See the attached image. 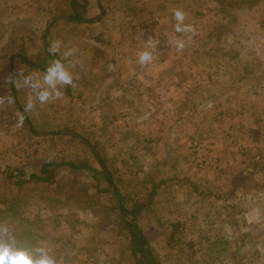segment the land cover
<instances>
[{
	"label": "rangeland",
	"instance_id": "374dc122",
	"mask_svg": "<svg viewBox=\"0 0 264 264\" xmlns=\"http://www.w3.org/2000/svg\"><path fill=\"white\" fill-rule=\"evenodd\" d=\"M88 1L85 18L72 21L69 0H0V221L12 223L25 245L46 241L66 264H132L119 229L122 212L111 207L119 196L101 175L102 159L128 207L145 204L135 227L154 264H247L240 241L246 248L264 244V0ZM128 7L131 19L148 24L134 32L140 47L149 37L158 41L153 62L144 65L148 83L127 86L129 98L140 95L135 111L142 123L132 117L133 127L112 124L123 119L126 101L102 91L86 52L113 36L115 24L129 23L120 21ZM151 7L170 13L161 17ZM175 9L187 13L195 36L174 32ZM177 36L186 44L179 53L169 43ZM56 40L76 50L74 85L60 99L34 101L17 127L20 108L33 99L18 74L42 76L58 58L48 53ZM93 98L119 109L96 112ZM52 161L88 168L62 170L57 193L54 184L30 181ZM15 170L23 172L25 190L16 186ZM173 220L184 221L185 231L170 245Z\"/></svg>",
	"mask_w": 264,
	"mask_h": 264
},
{
	"label": "clouds",
	"instance_id": "9594fccd",
	"mask_svg": "<svg viewBox=\"0 0 264 264\" xmlns=\"http://www.w3.org/2000/svg\"><path fill=\"white\" fill-rule=\"evenodd\" d=\"M175 20V33H189L195 36L197 28L191 23H186L187 13L182 9L173 11ZM191 38V36L189 37ZM173 44L177 52H182L185 47V41L179 36L174 37L169 42ZM146 49L138 53V63L140 65L151 64L154 60L153 53L156 51L158 41L151 37L146 41ZM48 53L53 57L44 70L42 76L33 74L19 73L18 76L24 87L30 88L33 99L25 105L24 111H31L35 102L41 105L50 101L60 99L63 96V89L74 85L73 72L70 70L76 66L73 59L76 50L73 48H64L63 41H53ZM10 83H15L9 80ZM19 86V85H18ZM7 102L15 103L13 97L9 96ZM3 103V100H0ZM24 115L21 113L17 118V127L23 126ZM0 264H66L63 257L57 256L46 241H38L31 245H25L17 236L15 227L7 221H0Z\"/></svg>",
	"mask_w": 264,
	"mask_h": 264
},
{
	"label": "trees",
	"instance_id": "16d2710c",
	"mask_svg": "<svg viewBox=\"0 0 264 264\" xmlns=\"http://www.w3.org/2000/svg\"><path fill=\"white\" fill-rule=\"evenodd\" d=\"M129 8L130 7H128L127 10L123 11L120 21H124L122 19L123 17L129 22L127 24H146V23H143V21L140 20L138 16H135L136 18L135 20L131 19L132 17H130L129 14L130 15L132 14L130 13ZM134 9H137V7ZM140 9H142V11L146 10V8L144 9L140 8ZM69 10H70V15H69L70 19L72 21H80L83 18H85V16L89 12V1L88 0H69ZM150 10H151V13H154L156 10L157 11L159 10L160 12H158V16H161V17H163L164 12L165 14L170 13L167 7H160V8L151 7ZM20 111L24 113V110L22 108H20ZM101 162H102L101 164L103 165L102 167L103 172H101V175L104 177V180L106 182L107 188L109 189V192H111V188L112 186H114L113 180L110 178V174L106 172L107 168L102 159H101ZM77 163L78 162H69V161L46 162L42 165L40 169V173L38 175L37 174L30 175V181L34 182L35 184H40L45 189L51 187L54 184L58 186L56 191L57 193H59L62 190V188L59 186L61 183L64 182V179L58 178L62 170H64L65 172V169L73 171V170H80V169L88 168V165L86 162H81L80 164H77ZM22 173H23L22 171L15 170V174L18 175L16 177L15 184L20 190H23V189L25 190L26 182L25 180L20 178ZM68 184L71 185L70 182ZM73 190H69V192H72ZM115 191H116V195L119 196L121 208L117 205V203L113 199H112L111 207L115 208L116 210L123 211L126 215H128V217H130L131 219L134 220V222L137 223L141 215L142 208H144L145 204L144 203L136 204L131 209L128 207L127 202L123 198H121L119 190L116 188ZM79 195L81 194H77L75 195V197H78ZM119 218H120L119 229L121 230V233L124 234L125 238L129 241L128 251L130 254V259H131L132 264H151L149 260L144 256V254L152 256V258L154 259V262L156 263L157 262L156 258L153 252L151 251L149 243L144 237L141 229L139 227L137 228L138 234L136 236V243L134 246L133 238H134V233H135V225L129 222L127 219H125L123 214L119 215ZM184 223H185L184 221L182 222L179 220H173L169 224L170 232L167 235L166 239L170 245L180 244L182 242V235H183V232L185 231ZM262 234H263L262 231H258L259 236H261ZM241 243H242L240 245L242 248L240 249L241 261H245V263L247 264L251 263V261H255L257 264H264L263 240L258 242V243H261L260 246L254 245L250 242V246L247 248H246V242L241 240ZM240 246H237V247H240ZM255 246L258 247L260 250L255 249ZM252 248H254L252 252L247 251V249L250 250ZM225 251L226 250H222L221 252L223 253Z\"/></svg>",
	"mask_w": 264,
	"mask_h": 264
},
{
	"label": "crops",
	"instance_id": "0c3cea01",
	"mask_svg": "<svg viewBox=\"0 0 264 264\" xmlns=\"http://www.w3.org/2000/svg\"><path fill=\"white\" fill-rule=\"evenodd\" d=\"M106 25V27L109 28V25L111 24ZM115 25L116 26L113 27V29L115 30L113 31V36L109 35L110 38H106V41L103 43V45L98 43L100 48H96L93 46L91 51L88 50L86 52L91 55L90 61H93V64L90 62L91 77L98 80L97 83L99 86H104L102 91L118 94V96L120 95L122 97V101H126L124 102V105L128 108H125L124 110H127V112L132 111L133 113L137 112L138 114L131 115L130 113L129 115L123 110V119H119L117 116L116 121L112 122V124L116 125L117 123H123L126 126L129 125L130 127H133L135 126V123H133L132 125V123L130 122L132 117L136 118V120L139 121L138 123H142V118L139 117L140 111H135L140 109V107L138 106V104L140 103V95L138 92H134V96L129 98L127 86L131 84V82L132 85H137L139 83H148L146 78V67L144 68L143 65L141 68L140 64L136 63L138 62V53L145 50V47H140L143 44H138V40L136 39L134 32L137 30L140 31V29L144 28L148 24ZM106 33L111 34V31H106ZM137 34L139 35L138 32ZM103 46L105 49L103 48ZM82 52L84 53V51ZM110 62H113L112 65H110ZM115 64L116 66H118V68L115 67ZM142 71L144 74H141ZM131 77H134V79L132 80ZM86 90H88V88ZM112 100L116 102L115 98H113ZM89 104L91 105L92 110H95L96 112H98V110L108 108L111 111H108V114H113L114 109H119V106L111 104L110 101L108 102V104L104 105L103 101L97 98H93ZM112 105L113 109H111ZM152 122L153 120L151 121V123L146 124V129L151 125L154 126L153 123H156ZM91 124L93 125V123ZM129 126L125 129L129 130ZM137 126L140 127L139 124ZM143 126H145V124H143ZM241 244L242 243L237 246H240ZM260 244L261 243H259L258 246H260Z\"/></svg>",
	"mask_w": 264,
	"mask_h": 264
},
{
	"label": "water",
	"instance_id": "95a60500",
	"mask_svg": "<svg viewBox=\"0 0 264 264\" xmlns=\"http://www.w3.org/2000/svg\"><path fill=\"white\" fill-rule=\"evenodd\" d=\"M81 21V20H80ZM18 58H22V57H20L19 55L17 56ZM10 78H11V67H10V69H9V76H8V79L10 80ZM83 140V139H82ZM84 141V140H83ZM91 148V147H90ZM92 149V148H91ZM94 154H95V156L96 157H98V155L94 152ZM101 166L103 167V165L101 164ZM112 188H113V192H114V194H115V187L114 186H112ZM115 196H116V194H115ZM116 201L118 202V205H119V207L121 208V204H120V202H119V199H117L116 198ZM122 212V214L124 215V217L129 221V222H131L132 224H134L135 225V222H134V220L133 219H131V218H129L123 211H121ZM137 234H138V231H137V228L135 227V233H134V238H133V245L135 246V243H136V236H137ZM136 248V247H135ZM144 256L149 260V262L151 263V264H154V262H153V260H152V258L149 256V255H147V254H144Z\"/></svg>",
	"mask_w": 264,
	"mask_h": 264
}]
</instances>
